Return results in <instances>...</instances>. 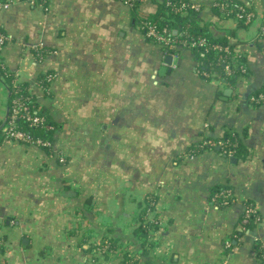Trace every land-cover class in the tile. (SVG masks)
<instances>
[{
  "label": "crops",
  "instance_id": "0c3cea01",
  "mask_svg": "<svg viewBox=\"0 0 264 264\" xmlns=\"http://www.w3.org/2000/svg\"><path fill=\"white\" fill-rule=\"evenodd\" d=\"M0 1L1 61L60 125L51 151L0 144V264H121L126 251L138 264H264V102L253 100L264 94V0H238L253 12L248 27L219 0H187L243 57L234 84L206 75L187 45L168 53L147 37L141 19L164 0ZM9 99L0 75V129ZM230 133L239 156L191 152ZM223 185L234 201L220 208L210 197ZM246 201L261 215L253 227ZM149 223L158 230L144 247ZM107 240L115 251H100Z\"/></svg>",
  "mask_w": 264,
  "mask_h": 264
},
{
  "label": "trees",
  "instance_id": "16d2710c",
  "mask_svg": "<svg viewBox=\"0 0 264 264\" xmlns=\"http://www.w3.org/2000/svg\"><path fill=\"white\" fill-rule=\"evenodd\" d=\"M126 4L130 5L132 8H136L140 0H122ZM190 3L187 0H164L161 4V8L156 15L145 17L142 20L141 26L146 32L147 24H153L157 27V29L162 30L163 28H168L170 30V36L173 39L178 41H186L190 43L191 41L200 42L204 40L203 45H187L189 48L193 50V52L198 57V60L204 65V70L210 73H217L220 74L222 77L227 79L231 84H234L236 79L243 73L241 68H238L240 63L238 61H244L243 57H239L238 60L234 57L235 52V45L230 43L228 38L220 37L215 38L206 31L204 27H201L198 24V12L199 10H195L190 6L184 11H177V7H179L182 3ZM218 4L224 5L221 8ZM215 4V8L223 14L226 18H234L237 20L238 25L240 27H248L253 19L252 10L248 7L247 4L240 2L238 0H219ZM1 30V28H0ZM177 30V33L174 34V31ZM2 31V30H1ZM264 36V35H263ZM149 38V37H148ZM153 40L152 38H149ZM154 41V40H153ZM156 42V41H155ZM183 45V44H181ZM214 45H221L222 47H227L230 53L224 52L223 50H219L214 48ZM165 50L168 53L175 52V46L169 47L164 46ZM38 51V50H37ZM42 56L44 55L42 50L38 51ZM228 64L231 66H235V70L232 74L227 75L225 73V68ZM0 75L3 76L8 85L10 90V99H9V113L8 118L12 114V108L14 107V102L17 99H20L22 102L26 103L30 108L34 115L38 117H42L44 119L43 123L39 125H33L26 119H18L16 120V126L19 130L28 132L33 139H39L43 143L47 144H38L46 150L51 151V147L54 143V136L56 131L60 128V125L55 122L51 116L49 115L48 111L39 105L36 100V97L30 90V85L27 83H20L14 85L15 77L12 73H10L6 67L3 65L1 58H0ZM49 77H51L49 79ZM52 73H45L40 77V86L47 90L49 87L50 82L52 81ZM264 95L263 92L257 94L254 98L258 99L260 95ZM264 102V101H263ZM258 103H261L258 101ZM4 139H7V135L3 132L2 128L0 129V144ZM205 140L204 142L199 143L196 147L192 149V153L195 154L197 151H201L204 149H214L216 146H219L220 151L224 152L227 155H231L233 157L239 156L240 145L239 140L236 134L230 133L225 135L221 140H212L214 143L210 144L208 141ZM29 144V143H26ZM210 200L213 204L217 205L220 208L228 206L233 203L234 195L231 188L226 186H218L214 188L211 192ZM148 208L147 211L150 212L154 208V199L150 198L148 200ZM246 206H255L253 202L246 201ZM149 209V210H148ZM244 218L247 220L248 224L253 227L257 224V222L261 219V215L259 211L252 212L251 214H244ZM154 224V226H153ZM151 225V226H150ZM157 223H149L148 226H144L138 229V233L142 238H144L143 245L147 247V240L149 235V229L151 230H158ZM261 243L258 242L257 250L259 253H263L264 247L260 245ZM261 246V247H260ZM100 251L111 252L115 251L113 247V243L110 240L103 241L98 245ZM112 249V250H111ZM138 258H135L131 252L126 251L123 253V259L121 264H138ZM263 262H264V255H263Z\"/></svg>",
  "mask_w": 264,
  "mask_h": 264
},
{
  "label": "built area",
  "instance_id": "2783aa9c",
  "mask_svg": "<svg viewBox=\"0 0 264 264\" xmlns=\"http://www.w3.org/2000/svg\"><path fill=\"white\" fill-rule=\"evenodd\" d=\"M221 8L224 7V5L218 4ZM1 6H6L5 4H3L0 1V7ZM191 7L195 10H199V7L193 3H182L179 7H177V11H184L186 10L188 7ZM170 30L168 28H163L162 30L157 29V27L153 24H147L146 26V32L145 34L147 35V37L152 38L154 41L163 44L164 46H169V47H174L175 45L182 43L184 45H203L204 44V40L198 42H194L191 41L190 43H187L186 41H178L176 39H173L170 36ZM262 34L264 35V25L262 26ZM7 36L6 34L0 30V50L3 48V46L5 45V43L7 42ZM214 48L219 49V50H223L224 52L230 53L229 49L227 47H222L221 45H214ZM236 65L233 67L231 66V64H228L225 68V73L227 75H230L233 73V71L235 70ZM238 68H241L242 71H245V69L243 68V66L238 65ZM206 75H211L212 73L210 72H205ZM214 74V73H213ZM217 75V73H215ZM51 77H49L50 79ZM14 85H16V83H14ZM254 101H260L263 102L264 101V95H260L258 97V99H255L253 97ZM26 119L27 121H29L31 124L33 125H39L41 123H43L44 119L42 117H38L36 115H34L31 111V108L24 102H22L20 99H16L14 102V107L12 108V114L10 115V118H7L4 120V123L2 125V130L3 132L6 133L7 135V139H14L17 141H22L25 143H29L32 145H38V144H47V143H43L41 140L39 139H33L32 136L26 132V131H22L19 130L16 126V120L18 119ZM210 144H213L212 142H209ZM61 161L63 162L64 159H61ZM258 211L256 209L255 206H246V210L245 213L246 214H251L252 212H256ZM261 220V219H260ZM260 220L257 222V224L260 223Z\"/></svg>",
  "mask_w": 264,
  "mask_h": 264
},
{
  "label": "water",
  "instance_id": "95a60500",
  "mask_svg": "<svg viewBox=\"0 0 264 264\" xmlns=\"http://www.w3.org/2000/svg\"><path fill=\"white\" fill-rule=\"evenodd\" d=\"M177 33V30H175L174 31V34H176ZM166 61L170 64L171 62H172V56L171 55H168L167 57H166ZM235 160V159H234Z\"/></svg>",
  "mask_w": 264,
  "mask_h": 264
},
{
  "label": "rangeland",
  "instance_id": "374dc122",
  "mask_svg": "<svg viewBox=\"0 0 264 264\" xmlns=\"http://www.w3.org/2000/svg\"><path fill=\"white\" fill-rule=\"evenodd\" d=\"M124 2V1H123ZM125 3V2H124ZM61 159H63L62 157H61ZM61 161V160H60ZM62 162V161H61ZM64 162V161H63Z\"/></svg>",
  "mask_w": 264,
  "mask_h": 264
}]
</instances>
